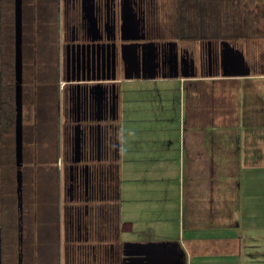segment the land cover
Instances as JSON below:
<instances>
[{
	"label": "crops",
	"instance_id": "obj_1",
	"mask_svg": "<svg viewBox=\"0 0 264 264\" xmlns=\"http://www.w3.org/2000/svg\"><path fill=\"white\" fill-rule=\"evenodd\" d=\"M188 1L175 0L178 21L183 7L191 14ZM248 22L230 40L194 32L178 41L197 59L226 41L244 54L248 75L206 61L193 77L123 84L122 242L174 247L186 264H264V27Z\"/></svg>",
	"mask_w": 264,
	"mask_h": 264
},
{
	"label": "flooded vegetation",
	"instance_id": "obj_2",
	"mask_svg": "<svg viewBox=\"0 0 264 264\" xmlns=\"http://www.w3.org/2000/svg\"><path fill=\"white\" fill-rule=\"evenodd\" d=\"M170 1L22 0V52L34 111L27 132L36 155L42 146L58 151L52 172L62 201L55 221L60 253L49 264H146L131 262L112 206L123 84L177 73L193 77L206 61L216 68L224 49L218 44L209 55L204 48L197 59L180 46L182 38L192 42L193 21L190 14L179 24ZM11 5L16 43V0ZM52 118L55 130L46 127ZM54 131L57 140H51ZM167 252L164 264H186L178 249Z\"/></svg>",
	"mask_w": 264,
	"mask_h": 264
},
{
	"label": "rangeland",
	"instance_id": "obj_3",
	"mask_svg": "<svg viewBox=\"0 0 264 264\" xmlns=\"http://www.w3.org/2000/svg\"><path fill=\"white\" fill-rule=\"evenodd\" d=\"M0 3L2 6L0 56L4 58V62H10V65L13 64L14 67L15 42L13 19H11L12 0H1ZM263 6L264 0H244L241 6L232 10V14L239 16L241 13L245 18V22H243L245 27H248V20H256L260 27H264V17H258V14L264 11H261L264 9ZM26 64V57H23V211L21 213L18 207L14 130L13 134L5 138L0 148V222L4 228L5 264H29L30 257L31 264H49L52 263V260L57 259V255L60 253L59 228L55 225V221L56 218H59L62 210L60 209L62 201L60 193L57 192L56 176L52 172L57 162L58 151L54 146L48 149H38L36 155L35 146L31 145L27 131L31 130L34 111L27 93ZM129 87L130 85L127 88L129 89ZM47 101L46 98H43L42 105L45 108ZM39 105L41 106V102ZM40 127L43 128V125ZM46 127H54L55 130L57 121L54 118L48 119ZM47 135L49 136L48 133ZM50 137L51 140H57L56 132H50ZM44 141L46 142V140ZM130 237H134V235L124 233L123 239L126 242L132 240ZM45 260L48 261L45 262ZM189 264L192 262L190 261ZM194 264L199 263L194 262Z\"/></svg>",
	"mask_w": 264,
	"mask_h": 264
},
{
	"label": "trees",
	"instance_id": "obj_4",
	"mask_svg": "<svg viewBox=\"0 0 264 264\" xmlns=\"http://www.w3.org/2000/svg\"><path fill=\"white\" fill-rule=\"evenodd\" d=\"M244 0H189L192 6V19L194 26V39L201 40L205 36L230 40L236 36H242L246 30L245 18H243L240 13L239 16L232 14L233 9L241 6ZM250 1V0H245ZM1 2V0H0ZM182 2V1H181ZM185 2L183 0L182 4ZM181 8V7H180ZM180 21L182 26L186 23V13L189 14L190 11L183 9L179 10ZM2 6L0 3V21L2 17ZM190 15V14H189ZM182 16V17H181ZM182 19V21H181ZM181 28V26H179ZM208 30V33H199L198 31ZM1 43V42H0ZM1 48V45H0ZM1 51V50H0ZM15 63L14 67L10 65V62L5 61L4 58L0 56V144L5 141L7 136L14 133L15 130V119L16 110L14 103V93H15ZM112 188L114 192V197L112 199V206L115 210H119L120 198H119V186H120V175H119V164L114 165L112 171ZM1 229V248H2V264H5L6 256V246L3 238V227L0 222Z\"/></svg>",
	"mask_w": 264,
	"mask_h": 264
},
{
	"label": "water",
	"instance_id": "obj_5",
	"mask_svg": "<svg viewBox=\"0 0 264 264\" xmlns=\"http://www.w3.org/2000/svg\"><path fill=\"white\" fill-rule=\"evenodd\" d=\"M128 29V25H125ZM131 28V27H130ZM223 51L221 53V65L225 75H234L238 72L242 75L249 74V67L242 52L236 50L228 42H223ZM151 61V59H150ZM192 64V63H191ZM194 64V63H193ZM176 66V65H175ZM193 66V65H192ZM194 70V66L192 68ZM230 70V71H229ZM182 77H189L187 74ZM175 78L180 77L177 73ZM133 76L126 73V79H132ZM15 157L17 168V197L20 212L23 211V52H22V0H16V43H15ZM126 248L130 249L131 262L143 261L146 264H164L168 255L167 246L160 244H139L127 243ZM1 231H0V264H2ZM143 256V258H142Z\"/></svg>",
	"mask_w": 264,
	"mask_h": 264
}]
</instances>
